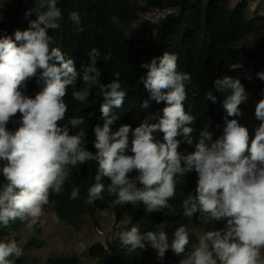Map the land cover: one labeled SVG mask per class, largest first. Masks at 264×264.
<instances>
[{
  "label": "clouds",
  "instance_id": "obj_1",
  "mask_svg": "<svg viewBox=\"0 0 264 264\" xmlns=\"http://www.w3.org/2000/svg\"><path fill=\"white\" fill-rule=\"evenodd\" d=\"M34 4L25 15L34 12L37 18L29 21L26 30H17L15 39L0 35V182H3L0 184V264H11L9 257L22 255L21 248L38 247L3 238L2 225L7 227L16 219L38 221L50 194L62 192L70 167L90 160H95L99 167L85 204L99 199L97 211H105L110 203V213L114 212L113 201L117 204L139 201L148 212H153L169 207L174 201L182 205L183 215L192 219L191 223H162L144 234L132 226L119 235L123 246L144 248L147 241L157 251L161 264L169 249L172 262L177 264L180 261V264H264L261 255L264 249V98L256 104L255 115L261 123L255 129L254 138H250L247 127L236 118L229 119L242 115L240 105L249 99L245 85L239 78L228 75L216 78L213 87L224 97L222 106L226 112L223 134L214 140L213 132L205 127L194 144L195 149L182 155L178 151L181 143L178 137H183L188 145L194 143L191 125L195 118L184 107L191 75L178 71L176 54L165 52L140 65L146 70L140 79L150 93V100L166 104L163 115L157 123L145 122L134 130L130 125H122L113 132L112 125L119 116L112 109L121 108L127 95L120 74L117 72L107 84L101 82L97 68L101 53L96 48L88 53L89 62L78 70L75 60L66 58L59 47L53 46L54 38L49 35V30L60 27L62 12L57 6L58 0H34ZM69 19L75 31L84 30L78 12H71ZM257 77L264 81V72L257 73ZM33 78L42 85L34 98L25 94ZM247 78L252 79L251 75ZM79 80L84 85L81 88H77ZM69 86L72 98L81 103L88 99L93 88L103 97V125L98 123L86 137L82 128L70 134L67 126L59 125L68 111L64 98ZM205 99L216 103L218 98L210 90ZM141 107L147 109L149 100H144ZM17 113L19 127L13 132L7 125ZM69 123L77 128L85 121L74 117ZM157 131L163 133V142L153 135ZM84 140L95 142V154L84 147ZM192 171L198 175L196 194L183 200L177 177ZM103 178L105 185L101 182ZM105 190L110 195L103 198ZM78 196L79 188H74L71 199ZM196 213H199L197 222ZM221 220L226 221L223 228ZM201 221L205 224L218 221L219 229L203 232L198 245L187 256L186 226L199 227ZM173 224L182 226L175 230L169 243L167 233L157 229ZM144 260L146 263L145 257ZM166 263L171 262L163 264Z\"/></svg>",
  "mask_w": 264,
  "mask_h": 264
},
{
  "label": "trees",
  "instance_id": "obj_2",
  "mask_svg": "<svg viewBox=\"0 0 264 264\" xmlns=\"http://www.w3.org/2000/svg\"><path fill=\"white\" fill-rule=\"evenodd\" d=\"M144 6H139L137 0H58L57 6L62 15L58 23L60 27L49 30L54 38V45L59 47L66 58H73L76 68L80 70L82 64L89 62L88 53L96 48L101 55L97 57V68L101 72V82L109 83L118 72L123 89L127 95L121 108L112 111L119 116L112 125L115 132L122 125H130L134 130L142 123H157L163 115L164 102L157 103L150 100V93L144 88L140 77L146 70L140 65L150 61L153 57L162 56L165 52L174 53L178 57V71L191 75V82L186 85L187 99L184 101L186 112L195 119L191 125L194 128L193 145L181 140L178 151L187 155L195 149L194 144L199 139L200 131L208 127L213 132V139L223 134L226 115L223 109L224 97L214 87L216 78L225 75L239 78L245 85L249 96L256 100L264 98V81L257 77V73L264 72V15L250 11L248 0H143ZM35 6L34 0H13L11 7L4 13L0 21V35H7L15 39L17 30L23 31L29 27V21L36 19L33 12L26 16V12ZM165 10L153 24V32L144 34L140 44L128 34L125 28L135 23L142 10ZM73 11L79 13L84 30H74L69 14ZM107 58V59H106ZM251 75L252 79L247 77ZM82 80L77 82V88L83 87ZM42 85L35 78L28 82L26 95L35 97ZM213 91L217 102L206 100L207 92ZM72 88L69 86L68 94L64 98L68 105L65 118L59 122L61 127L67 126L70 134H76L80 128L84 130V137L99 123L103 125L101 105L103 97L91 90L88 99L81 103L72 98ZM144 100H149V107L142 108ZM255 107L246 102L240 105L242 115L236 118L242 126L249 130L250 138H254L255 129L261 123L256 118ZM74 117H82L83 125L73 128L69 123ZM20 114L8 123L7 128L15 131L19 124ZM163 142V133L155 132ZM132 133H129L131 144ZM84 139V138H83ZM95 142L84 140V147L95 154ZM98 163L95 160L70 167V175L63 185L59 195L51 193L49 203L52 204L57 216L62 221L83 230L86 219L94 222L99 228L97 218L99 211L98 201L85 204L88 189L95 183L98 172ZM130 177V176H129ZM107 178V177H106ZM180 182L181 198L195 195L198 175L195 171L177 177ZM105 185V179L101 181ZM136 186L139 187L137 181ZM3 184V182H0ZM74 188H79L77 199H71ZM109 193H103L105 198ZM116 200V197H115ZM116 212V224L124 218L132 217L131 226H136L140 232L154 231L162 223L181 221L191 223L192 219L183 215V207L171 201L169 207L160 211L148 212L143 202L135 204H117L113 201ZM199 213L194 214L196 222ZM25 221V220H24ZM24 221L18 219V225ZM115 224V225H116ZM226 221L221 220V228ZM94 226V227H95ZM129 226V228H131ZM2 228H5L2 225ZM123 229L125 227H122ZM29 242L28 244H31ZM145 246L148 247L147 243ZM121 244L119 236L107 242L106 245L98 243L88 251L89 258L95 260L93 264H145L144 255L139 250ZM11 264H27L26 256L13 255L9 257ZM181 262V261H180ZM180 262L178 264H180ZM45 264H82L78 255L56 257L50 254ZM166 264H177L175 262Z\"/></svg>",
  "mask_w": 264,
  "mask_h": 264
},
{
  "label": "rangeland",
  "instance_id": "obj_3",
  "mask_svg": "<svg viewBox=\"0 0 264 264\" xmlns=\"http://www.w3.org/2000/svg\"><path fill=\"white\" fill-rule=\"evenodd\" d=\"M248 1H250L249 7L250 11H253L252 13L256 11L257 14L264 15V0ZM12 2L13 0H0V21L3 20L4 13L11 7ZM233 2L236 3L238 0H233ZM137 3L139 6H144L143 0H137ZM165 10H142L140 18L130 27L125 28L126 32L135 38L137 44H140L144 34L153 32L152 27L154 22L157 21ZM257 102L258 100L249 96L246 103L254 106ZM105 207V211L99 210L97 214V218L100 221L99 229L96 228L94 222L86 219L85 228L81 232H78L74 230L75 227L59 219L52 204L48 203L43 206L44 212L38 221L32 222L26 219L22 225H18V219L10 221L9 225L3 229V238L8 240L15 239L17 242H22L23 244L32 242L35 246H38L21 248L22 255L26 256L27 264H45L50 254H54L56 257H68L76 254L80 257L82 264H93L96 261L89 258V249L92 246L98 245V243L106 245L107 242L118 237L120 233L129 230L132 222V217H126L117 225L115 222L116 212L110 213L112 205L109 203ZM180 226L182 225L173 224L170 227L161 225L157 230H164L169 237V243H171L175 230ZM122 227L125 228L123 229ZM186 227L189 232V244L185 248L187 256L191 253L193 247L198 245V238L203 232L219 229L218 221H212L207 224L201 221L199 227ZM141 234L144 233L141 232ZM144 243H147L148 247L145 246L139 250L146 258L145 264H161V261L157 258V251L147 241ZM261 255L264 256V249H262ZM172 258L173 255L171 249H169L162 264L172 262Z\"/></svg>",
  "mask_w": 264,
  "mask_h": 264
},
{
  "label": "crops",
  "instance_id": "obj_4",
  "mask_svg": "<svg viewBox=\"0 0 264 264\" xmlns=\"http://www.w3.org/2000/svg\"><path fill=\"white\" fill-rule=\"evenodd\" d=\"M250 2V1H249Z\"/></svg>",
  "mask_w": 264,
  "mask_h": 264
}]
</instances>
